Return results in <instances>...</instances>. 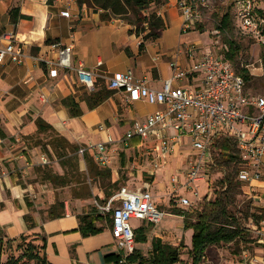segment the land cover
Masks as SVG:
<instances>
[{
    "label": "crops",
    "instance_id": "1",
    "mask_svg": "<svg viewBox=\"0 0 264 264\" xmlns=\"http://www.w3.org/2000/svg\"><path fill=\"white\" fill-rule=\"evenodd\" d=\"M47 1L0 0V48L8 43L6 35H14L24 55L21 63L5 58L0 64V233L5 239H16L23 234L45 238L44 253L51 264H104V257L115 253L111 231L104 228L98 235L83 237L78 230L82 206H63L64 215L57 219L41 220L40 213L34 210L36 205L30 200L35 194L31 171L38 165L40 149L31 145L29 138L39 133L36 121L42 120L74 146L102 142L105 132H100L98 127L106 126L114 139L112 164L115 160L119 162L120 156L123 169L131 165L130 168L137 170L135 179L142 181L145 177L153 181L148 190L156 182L157 174L161 178L164 174L168 176L151 189L154 202L156 194L166 195L168 201L174 197L169 178L176 171L184 172L182 168L190 146H182L163 161L165 171L159 169L151 175V144L133 138L125 146L122 137L135 121L143 120L162 106L144 101L128 104L124 93L114 91L91 110L82 100L83 95L90 92L78 84L76 75L60 71L58 77L51 78L42 60L55 57L51 42L72 44L74 64H82L85 70L93 72L97 82L107 81L117 72L131 70L136 77L145 78L151 89L160 90L172 74L169 62L175 52L172 49L174 33L182 34L179 0H167L157 9L165 29L158 40L146 43L142 52H139L140 39L129 33L130 26L123 20L101 22L98 13L86 6L80 8L75 0H56L51 5ZM11 8H18L20 14L31 17V27L13 25L8 14ZM67 11L70 16L63 17L62 12ZM182 42L179 38L178 44ZM179 62L185 67L191 60L181 57ZM67 97L78 103L80 116L69 115L62 104ZM112 171L118 174L116 169ZM129 176L134 179L133 173ZM261 191L264 195V189ZM262 202L264 208V199ZM29 214L35 224L30 230L24 220Z\"/></svg>",
    "mask_w": 264,
    "mask_h": 264
},
{
    "label": "built area",
    "instance_id": "2",
    "mask_svg": "<svg viewBox=\"0 0 264 264\" xmlns=\"http://www.w3.org/2000/svg\"><path fill=\"white\" fill-rule=\"evenodd\" d=\"M189 1H178L183 19L181 33H187L200 19L198 9ZM235 1L240 27L258 40L264 58V16L251 0ZM61 15L70 16L68 11ZM6 39L8 43L0 48V64L5 58L21 63L24 58L21 45L14 35H6ZM49 45L55 57L42 60L48 76L56 78L60 71L72 72L78 84L92 92L96 83L94 73L85 70L82 64H74L73 45L59 41ZM197 48L193 44L174 52L169 62L171 77L164 81L160 90L151 89L145 78L136 77L131 70L117 72L106 81L109 89L124 93L128 104L144 101L162 106L143 120L135 121L122 137L125 146L133 138L151 144V175L182 146H190L187 168L169 178L171 195L178 197L177 202L182 208H190L193 200L210 199L209 187L203 190L199 184L207 182L204 170L212 160L213 143L221 136H228L237 145L240 157L237 179L244 187L254 190L253 184L264 175V96L249 93L247 82L225 57L211 52L198 55ZM181 57L189 58L191 62L182 67ZM40 98L46 101L44 96ZM98 130L105 132V139L82 146L77 152L82 160L90 153L97 165L110 168L115 153L111 150L114 139L106 126L99 125ZM40 161L43 165L48 163L43 155ZM97 210L100 214H111L110 231L115 252L123 256L131 254L135 248V228H132L131 220L158 225L167 215L153 201L148 188L127 186L121 187L103 205H97ZM248 229L259 247L252 252L243 250L236 264H264V227L251 224Z\"/></svg>",
    "mask_w": 264,
    "mask_h": 264
},
{
    "label": "rangeland",
    "instance_id": "3",
    "mask_svg": "<svg viewBox=\"0 0 264 264\" xmlns=\"http://www.w3.org/2000/svg\"><path fill=\"white\" fill-rule=\"evenodd\" d=\"M255 8L264 16V0H251ZM198 9L200 13V19L193 25L192 29L187 33L178 35L175 32V38L173 41V50L184 48L188 45L196 44L198 55L211 52L215 55L225 57V53L229 50L228 42H232L235 46L233 59L228 61L233 65L236 71L241 68H246L252 76V79L247 83V91L253 95L264 96V61L263 51L258 40L252 35L245 32L241 27L237 18V7L235 0H192L189 1ZM93 12V11H92ZM229 13L231 24L224 31L218 29L219 22L223 15ZM181 38L183 42L178 44V40ZM221 54V55H220ZM226 58V57H225ZM227 59V58H226ZM55 134L50 131L43 133H37L29 138L31 145L39 147L40 157L43 155L47 158L48 163L41 164L40 157L38 165L33 166L31 171V180L34 186L35 194L30 200H33L36 206L35 209L40 213L41 220L47 219L48 210L54 205L60 211L59 204L65 205L69 208L72 206H82V214L98 212L97 205H103L105 195L103 194L101 185V179L93 176V168H89L87 163L78 155V149L80 145L65 144V156L59 157L55 151ZM120 153V152H118ZM219 150L214 147L211 148L212 160L205 167L206 183L199 184L204 190L207 186L211 193L210 199L215 197L217 190L219 189L217 181L222 176L221 167H223V161L219 158ZM116 156V155H115ZM121 161V157H118V161ZM116 161V160H115ZM111 165L112 170L117 171V175L111 170V177L109 180H103L104 184L110 182L114 187L111 188L114 192H117L121 187H134L147 189L153 181L146 179H135L137 171L134 168L123 169L120 161ZM215 164L216 166H211ZM98 170L104 169L95 163ZM163 167V166H162ZM160 170H164L163 168ZM183 170L187 168V160L183 165ZM38 168H44L49 171L52 176L57 175L61 179L54 181V179H48L43 176V173L38 171ZM171 170V169H169ZM165 171V170H164ZM181 171V170H180ZM264 173V168L262 169ZM177 172V171H176ZM174 172L173 174H175ZM133 173V177L129 176ZM179 173V172H177ZM167 175L161 176L157 174L156 182L152 185L151 189L156 188L157 182L166 181ZM238 180V179H237ZM144 183V184H143ZM242 185V184H241ZM255 189L249 190L248 188L241 186L240 194L236 197L235 206L232 208L236 216L240 218L244 227H248L252 223L248 222L244 213H252L256 208H262V200L264 195L261 190L264 189V175L259 182H255ZM151 187V186H150ZM152 194V192H151ZM201 194L203 192L201 191ZM156 205L159 209L164 211L167 215L163 220L154 226H147L146 222L141 220H131L132 228H138L140 226L146 228V243H136L135 248H138L144 256L148 255L150 250L151 240L156 236H161L163 242L173 246H178L181 242L185 245L181 249V263L178 264H191L189 257V250L191 247V230H183V218L174 214V210H190L195 211L199 207L202 201L193 200V205L190 208H182L176 201L178 197H172L168 201V197L156 194ZM243 213V215H242ZM105 215V214H102ZM107 230H111L110 224L106 222V219L99 223ZM161 229V230H159ZM251 235V234H250ZM254 239V236L252 235ZM32 241L31 237L28 241ZM259 247L255 243H235V244H223L219 246L210 247L205 255V259L202 264H236V254L241 253L243 250H252ZM21 251L17 250L16 244L12 247L4 246L0 261L5 262L8 256L18 257ZM21 264H34L33 262L22 261Z\"/></svg>",
    "mask_w": 264,
    "mask_h": 264
},
{
    "label": "trees",
    "instance_id": "4",
    "mask_svg": "<svg viewBox=\"0 0 264 264\" xmlns=\"http://www.w3.org/2000/svg\"><path fill=\"white\" fill-rule=\"evenodd\" d=\"M56 0H48L47 3L51 5ZM77 5L81 8L86 6L94 13H98L101 22L110 21L118 18L123 20L130 26L129 33L134 34L139 41V52H142L146 43L154 42L161 37L165 29L164 20L157 14V9L163 6L167 0H75ZM192 1V0H190ZM190 4H192L190 2ZM193 5V4H192ZM195 6V5H193ZM10 21L13 25H23L31 27L32 18L19 13L18 8H11L8 12ZM229 13L222 16L218 29L225 30L231 24ZM49 43V42H48ZM229 50L225 53L227 60L233 59L235 46L232 42H228ZM128 53V51H127ZM129 54V53H128ZM221 55V54H220ZM130 56V54H129ZM245 81L248 83L252 76H250L246 68H241L238 71ZM113 90L109 89L106 81H96L95 88L92 92L83 95L82 100L85 101L89 109H94L108 99ZM62 104L68 109L71 117H78L81 115V109L78 103L72 97H67L62 100ZM36 125L38 132L50 131L55 134V151L59 157H64L65 144L70 146L69 142L59 136L51 126L45 125L42 120H37ZM2 137V134L0 133ZM132 143H134L132 141ZM214 147L219 150V158L224 162L222 176L217 181L219 189L215 197L209 200H203L195 211L190 210H174V214L183 218V230H191V247L189 250V257L191 264H202L207 250L212 246H219L223 244L235 243H254L255 240L250 235L248 227H244L239 217L236 216L232 209L235 206L236 197L240 194L241 183L237 180V174L240 167V157L238 148L234 140L228 136H221L215 139ZM84 159L89 168H93V176L101 179L102 191L107 200L115 194L112 187L117 182L111 185L110 182L105 183L103 180H109L111 177L110 168L98 170L95 166L94 159L90 153L85 154ZM122 165L123 159H122ZM211 166H216L212 164ZM43 176L48 179L60 180L57 175L52 176L49 171L44 168H38ZM60 211L54 205L48 210V219L61 218L64 215L63 205L59 204ZM243 215V213H242ZM245 219L255 226H260L264 222V208H256L252 213H244ZM106 219V222L112 225L111 214L102 215L98 212H91L78 216L79 227L78 230L83 237L98 235L103 232L104 227L99 225ZM28 229H32L35 224L33 217L29 215L24 216ZM147 226H154V224H147ZM146 228L140 226L134 230L135 244L146 243ZM31 237L33 240L28 241ZM16 244L17 250L21 253L18 257L8 256L5 262L0 264H21L22 261L33 262L34 264H51L44 253L45 238L36 234H23L16 239H5L0 233V256L4 246L12 247ZM185 245L181 242L178 246H173L163 242L161 238L154 237L150 243V250L147 256H144L138 248H134L133 252L127 256L120 253H111L104 257V264H178L181 263L180 255L181 249ZM240 255L236 254L238 258Z\"/></svg>",
    "mask_w": 264,
    "mask_h": 264
}]
</instances>
